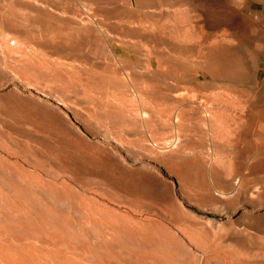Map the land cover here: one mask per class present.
I'll use <instances>...</instances> for the list:
<instances>
[{
  "label": "rangeland",
  "instance_id": "374dc122",
  "mask_svg": "<svg viewBox=\"0 0 264 264\" xmlns=\"http://www.w3.org/2000/svg\"><path fill=\"white\" fill-rule=\"evenodd\" d=\"M0 264H264V0H0Z\"/></svg>",
  "mask_w": 264,
  "mask_h": 264
},
{
  "label": "bare ground",
  "instance_id": "6f19581e",
  "mask_svg": "<svg viewBox=\"0 0 264 264\" xmlns=\"http://www.w3.org/2000/svg\"><path fill=\"white\" fill-rule=\"evenodd\" d=\"M44 9H42V11H43ZM52 12V11H51ZM51 12H49V11H46V13H48V15H50L51 17H56L57 16V14H55V13H51ZM126 35V34H125ZM127 36H128V34H127ZM153 38L155 37L154 35L152 36ZM46 40V39H45ZM45 40H44V43L45 44H50V41L49 40H47V42H45ZM117 40H119L120 42H122L123 44H126V45H128V46H133L134 48H138V47H140V45L137 43V42H135L134 40H132V38L130 39V38H127V37H122V36H120V37H118L117 38ZM52 43V42H51ZM143 44V43H142ZM137 50V49H136ZM150 53V52H149ZM163 55H164V53H163ZM209 68L211 69V70H217L218 69V65H216V66H209ZM209 69V70H210ZM242 75H245L244 73L242 74ZM56 97H58V96H56ZM56 99H59V98H56ZM59 101L61 102V100L59 99ZM62 104H65L66 103V101L64 102H61ZM67 104V103H66ZM43 108H45L44 106H43ZM54 112L56 111L55 109L53 110ZM46 112V111H45ZM45 114V116H46V113H44ZM42 115V114H41ZM44 115H43V117H45ZM42 117V116H41ZM51 117V116H50ZM49 118V117H48ZM56 118V119H55ZM54 118V120H55V122H56V120L59 122V123H61L62 122V119L61 118H59L58 116H56ZM53 119V118H52Z\"/></svg>",
  "mask_w": 264,
  "mask_h": 264
}]
</instances>
